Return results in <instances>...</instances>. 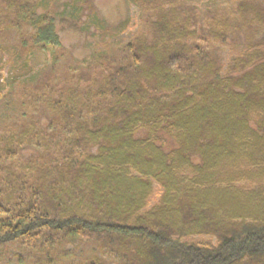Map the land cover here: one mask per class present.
<instances>
[{"label": "trees", "instance_id": "trees-1", "mask_svg": "<svg viewBox=\"0 0 264 264\" xmlns=\"http://www.w3.org/2000/svg\"><path fill=\"white\" fill-rule=\"evenodd\" d=\"M128 1L0 0V264H264V0Z\"/></svg>", "mask_w": 264, "mask_h": 264}, {"label": "rangeland", "instance_id": "rangeland-1", "mask_svg": "<svg viewBox=\"0 0 264 264\" xmlns=\"http://www.w3.org/2000/svg\"><path fill=\"white\" fill-rule=\"evenodd\" d=\"M70 0H60L58 8V16L63 17V21H58L56 24V30L59 35L61 44L65 48H72L73 54L78 59L86 58L92 50L101 49L104 46V42L109 41H124L127 40L133 33H135L138 27V9L128 0H93V5L96 7V15L106 22L107 26L117 28V32L112 35L100 36L99 32L90 35L92 28L90 26H84L79 24L81 30H75L71 27L70 20H73L72 16V3H67ZM80 2L81 0H75ZM191 4L198 7H203L210 0H188ZM63 3H67L63 6ZM93 18V23L96 22L97 17ZM87 23H92L90 18ZM88 29V32L86 31ZM95 32V31H94ZM6 56V55H5ZM4 56V58H6ZM1 56L0 53V59ZM3 58V59H4ZM50 58L48 52L38 51L34 56L33 63L36 66L42 65ZM0 63V90L6 87V79L8 75V69L10 64ZM6 89V88H5Z\"/></svg>", "mask_w": 264, "mask_h": 264}]
</instances>
